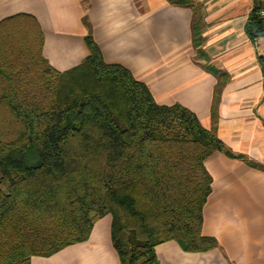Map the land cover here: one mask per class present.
<instances>
[{
  "label": "trees",
  "instance_id": "1",
  "mask_svg": "<svg viewBox=\"0 0 264 264\" xmlns=\"http://www.w3.org/2000/svg\"><path fill=\"white\" fill-rule=\"evenodd\" d=\"M258 11L245 26L252 41ZM191 35L196 48L195 12ZM84 41L88 56L58 72L33 17L0 22V264L84 243L105 216L119 264H158L155 247L168 241L185 253L216 248L201 234L204 163L225 146L193 112L158 105L126 68L104 63L90 34ZM214 75L219 91L225 76Z\"/></svg>",
  "mask_w": 264,
  "mask_h": 264
},
{
  "label": "crops",
  "instance_id": "2",
  "mask_svg": "<svg viewBox=\"0 0 264 264\" xmlns=\"http://www.w3.org/2000/svg\"><path fill=\"white\" fill-rule=\"evenodd\" d=\"M258 0H0V22L33 17L42 56L58 72L89 54L90 34L104 63L120 65L146 85L158 105L179 104L213 130L228 153L204 165L211 191L201 234L217 247L185 253L177 243L155 247L158 264H264V40L245 32ZM197 13L201 44L192 45ZM210 69V70H207ZM214 73L225 76L219 83ZM30 264H119L110 243V217L88 240Z\"/></svg>",
  "mask_w": 264,
  "mask_h": 264
},
{
  "label": "built area",
  "instance_id": "3",
  "mask_svg": "<svg viewBox=\"0 0 264 264\" xmlns=\"http://www.w3.org/2000/svg\"><path fill=\"white\" fill-rule=\"evenodd\" d=\"M259 1V4H258V7H259V11H258V15L262 21V31L259 35L258 38L264 40V0H258Z\"/></svg>",
  "mask_w": 264,
  "mask_h": 264
}]
</instances>
